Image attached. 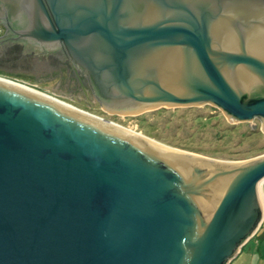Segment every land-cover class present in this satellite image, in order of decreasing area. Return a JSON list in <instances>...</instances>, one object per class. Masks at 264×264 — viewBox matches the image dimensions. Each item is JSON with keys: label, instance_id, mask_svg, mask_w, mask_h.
<instances>
[{"label": "water", "instance_id": "95a60500", "mask_svg": "<svg viewBox=\"0 0 264 264\" xmlns=\"http://www.w3.org/2000/svg\"><path fill=\"white\" fill-rule=\"evenodd\" d=\"M28 3L19 37L64 44L108 108L212 105L264 122V0ZM11 58L0 69L85 96ZM51 99L0 82V264H231L259 231L264 156L178 164Z\"/></svg>", "mask_w": 264, "mask_h": 264}, {"label": "rangeland", "instance_id": "374dc122", "mask_svg": "<svg viewBox=\"0 0 264 264\" xmlns=\"http://www.w3.org/2000/svg\"><path fill=\"white\" fill-rule=\"evenodd\" d=\"M0 77L40 91L134 134H142L168 148L196 157L218 162L246 163L264 156V122L260 119L239 123L212 105L160 108L147 106L140 111L117 110L92 103L83 86L84 97L57 89L60 78L39 80L2 69ZM232 264H264L257 240L252 241Z\"/></svg>", "mask_w": 264, "mask_h": 264}, {"label": "flooded vegetation", "instance_id": "af4514ba", "mask_svg": "<svg viewBox=\"0 0 264 264\" xmlns=\"http://www.w3.org/2000/svg\"><path fill=\"white\" fill-rule=\"evenodd\" d=\"M9 4L0 1V58L12 56V60H37L47 63L49 68L36 76L56 75L76 80L79 86L90 90L96 98L90 85L88 75L75 64L64 44H41L32 38H20L19 35L30 28L27 13L34 8L28 0H11ZM87 92V91H85ZM98 103L105 106L100 100Z\"/></svg>", "mask_w": 264, "mask_h": 264}, {"label": "bare ground", "instance_id": "6f19581e", "mask_svg": "<svg viewBox=\"0 0 264 264\" xmlns=\"http://www.w3.org/2000/svg\"><path fill=\"white\" fill-rule=\"evenodd\" d=\"M0 82L1 83H3V84H6V85H8V86H14V87H16V89H18V90H27L28 92H30V93H32V94H39V96L41 95V96H44V97H46L47 96V99L48 100H50V101H53V99H51V98H53V97H51V96H49V95H47V94H44V93H41L40 91H36V90H34V89H32V88H30V87H28L27 88V86H25V85H21V84H19V83H17V82H14V81H11V80H8V79H4V78H1L0 77ZM30 90H32V91H30ZM49 96V97H48ZM54 99H56V98H54ZM56 100H58V99H56ZM59 102H61V104H59V103H56V104H58L60 107H63V108H66V109H71V110H74V107H72L71 105H69V104H66L65 102H62V101H60V100H58ZM53 102H55V100L53 101ZM57 102V101H56ZM63 103V104H62ZM153 106V105H152ZM167 106V105H166ZM143 108H145V107H141V108H139V109H137L138 111H140L141 109H143ZM77 109V108H76ZM78 110V109H77ZM110 126H113V128H115L117 131H120V132H122V133H124L125 135H127L128 137H130V138H133V139H136L137 140V142L138 143H140L143 147H145V148H147V149H152V148H154V149H156L157 150V153L158 154H160V156H162L163 158H167V159H169V160H173V162H175V163H178L179 164V162H183L182 161V157L181 156H179V154H186V153H183V152H180V151H177V150H174V149H172V148H168V147H166V146H164V145H162V144H160V143H158V142H156V141H154V140H151V139H148V138H146V137H144V135L142 136V134L141 135H137V134H134L133 132H131L130 130H127V129H124V128H122V127H120V126H117V125H115V124H112V125H110ZM135 133H137V132H135ZM153 150V149H152ZM163 155H162V154ZM178 155H177V154ZM166 154V155H165ZM189 155V154H188ZM166 156V157H165ZM176 156V157H175ZM175 158H177V159H175ZM195 158V157H194ZM175 159V160H174ZM197 159H200L199 157H197ZM210 161H212L213 162V160H210ZM215 162H217V161H215ZM245 163V162H244ZM244 163H240V165L241 164H244ZM233 164H237V165H239V163H233ZM230 181L227 179H225V180H223L220 184H219V186L217 187V189H216V191H215V196H214V200L217 202V201H219L221 198H222V196H223V194H224V192H225V189H227V187H228V185L230 184L229 183ZM263 184V182H261L260 184H259V188H258V191H259V197H260V201H261V205H262V207H263V209H264V202H263V197H262V194H261V185ZM201 204L203 205V206H205V203L203 202H201ZM206 207V206H205Z\"/></svg>", "mask_w": 264, "mask_h": 264}, {"label": "crops", "instance_id": "0c3cea01", "mask_svg": "<svg viewBox=\"0 0 264 264\" xmlns=\"http://www.w3.org/2000/svg\"><path fill=\"white\" fill-rule=\"evenodd\" d=\"M262 195H263V201H264V184H263V191H262ZM257 240V246L259 249V254L261 258H264V209H263V223L261 224L259 231L257 232V234L251 238L240 250L239 254L237 255V257L233 260L235 261L236 259H238L241 254L244 253V251L246 250V247L252 243V241ZM232 261V262H233ZM232 264V263H231Z\"/></svg>", "mask_w": 264, "mask_h": 264}]
</instances>
